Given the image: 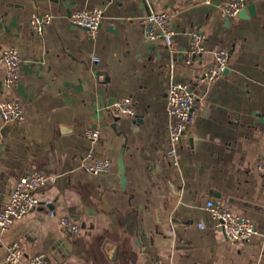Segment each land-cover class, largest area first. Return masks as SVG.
Segmentation results:
<instances>
[{"label":"crops","instance_id":"obj_1","mask_svg":"<svg viewBox=\"0 0 264 264\" xmlns=\"http://www.w3.org/2000/svg\"><path fill=\"white\" fill-rule=\"evenodd\" d=\"M234 1L153 0L152 13L173 16L169 46L144 39V0H0V101H18L27 112L25 125L4 134L0 116V206L27 171L55 177L37 191L35 210L0 230V264L15 242L23 252L17 264L39 254L50 264H264V0H245L255 15L229 18L228 25L222 9ZM94 7L104 18L91 39L70 17ZM46 13L53 21L37 35L30 20ZM193 32L206 41L188 65ZM9 47L20 53L22 75L6 92ZM221 48L234 50L228 67L202 96L195 94L197 118L186 132L192 143L184 140L175 165L168 153L169 82L201 92ZM126 97L136 118L112 112ZM88 129L101 131L95 145L85 137ZM124 146L123 188L116 161ZM91 149L115 162L112 174L81 169ZM210 190L255 223L250 242L232 243L214 230L204 205L219 198L205 197ZM61 215L75 217L79 231L63 229Z\"/></svg>","mask_w":264,"mask_h":264},{"label":"built area","instance_id":"obj_2","mask_svg":"<svg viewBox=\"0 0 264 264\" xmlns=\"http://www.w3.org/2000/svg\"><path fill=\"white\" fill-rule=\"evenodd\" d=\"M246 7L245 0H237L226 4L222 9L223 16L227 18L237 17ZM104 18L101 7L83 9L75 11L70 21L72 24L86 28L87 35L93 39L96 37ZM53 21L50 13L34 14L30 20L31 30L42 35L45 28ZM143 30L144 39L153 43L157 40H164L167 45H172L175 30L173 27V16L168 12H153L142 18L139 22ZM206 36L199 32H193L190 38L189 47L185 53V62L188 65L198 58L204 51ZM230 53L226 48L217 50L214 54V64L206 74L208 83H213L220 79L229 63ZM3 62L6 67V74L3 80V87L6 92H10L20 83L22 75V60L17 48L9 47L4 51ZM195 95L189 91V85L171 79L167 91V114L169 123L167 126V137L169 141V156L178 164L180 148L186 136V128L192 125L197 114L194 109ZM112 112L116 116L136 118L137 111L131 98L126 97L117 101L112 106ZM0 116L4 124L14 123L25 125L27 122V112L23 104L15 100L0 101ZM85 137L92 145L98 143L101 131L98 129H88ZM115 162L106 157L97 155L91 149L81 160V169L91 175H110L113 173ZM55 180L42 172L27 171L17 181L14 189L10 192V201L0 209V230H8L17 220L27 216L39 206L37 191ZM213 221L214 230L224 236L232 243H248L257 234L255 223L230 210L221 199H209L204 205ZM52 216H57L54 211ZM59 222L63 229L76 233L79 231V224L75 217L71 215L59 216ZM22 246L15 242L8 246L5 261L7 264H17L22 258ZM29 264H50L43 254L36 255L30 259Z\"/></svg>","mask_w":264,"mask_h":264},{"label":"water","instance_id":"obj_3","mask_svg":"<svg viewBox=\"0 0 264 264\" xmlns=\"http://www.w3.org/2000/svg\"><path fill=\"white\" fill-rule=\"evenodd\" d=\"M188 1H191V0H180V2L182 3H186ZM194 2H197V3H204V2H207V0H193ZM144 5L147 9V13L148 15H150L152 13V8L150 9V6L149 5H153V0H144ZM251 15H255V12H254V6L253 5H250L248 6L247 8H244L240 14H239V17L241 19H249ZM226 22L227 24L229 25L230 24V19L229 18H226ZM86 29V28H85ZM111 31L113 32H118V30L116 28H110ZM233 51L234 50H231L229 53H230V57L231 55L233 54ZM203 84L201 86V89L202 91L201 92H192V89H189V91L191 93H194L199 95V96H202L204 94V92L206 91L207 87H208V82L206 80V76H204L203 78ZM197 106V102L194 103V108ZM14 123H8L6 124V127L3 129L2 131V134H4L9 128L10 126H12ZM191 125H188L187 128H186V132L190 129ZM189 137L188 136H185L184 140H188ZM190 143H192V139L190 138ZM184 143V142H183ZM125 149H126V146H124L119 154V157L116 161V165L118 167V173H119V176L121 177V182H122V187L124 188L125 185H126V181H127V168H126V165H125ZM205 197H213V198H221V194L217 191V190H210L206 195ZM10 201V198L8 197V199H6V201H2L3 204L1 207H3V205L7 204L8 202ZM228 202L229 203H238V204H242L244 206H247V207H252V208H259L261 209L260 207L258 206H254V205H251V204H247V203H242V202H239L238 200H235L234 198H229L228 199ZM262 210H264V208H262Z\"/></svg>","mask_w":264,"mask_h":264}]
</instances>
